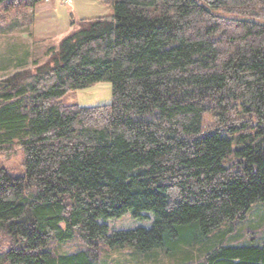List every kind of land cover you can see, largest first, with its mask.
Masks as SVG:
<instances>
[{
	"label": "trees",
	"instance_id": "16d2710c",
	"mask_svg": "<svg viewBox=\"0 0 264 264\" xmlns=\"http://www.w3.org/2000/svg\"><path fill=\"white\" fill-rule=\"evenodd\" d=\"M97 1L114 15L71 16L0 85V143L26 170L0 166V264H264V224L237 227L264 204V0ZM44 3L0 7L31 27ZM100 82L110 104L62 102ZM129 212L154 225L101 222Z\"/></svg>",
	"mask_w": 264,
	"mask_h": 264
},
{
	"label": "rangeland",
	"instance_id": "374dc122",
	"mask_svg": "<svg viewBox=\"0 0 264 264\" xmlns=\"http://www.w3.org/2000/svg\"><path fill=\"white\" fill-rule=\"evenodd\" d=\"M44 5L47 7L46 9L48 11H54L57 7L56 1L50 0L49 2L44 3L43 6L41 5L39 10L44 7ZM36 10L38 9H35L34 13H36ZM56 13L60 18L74 16L75 19L81 20L99 16H113L115 11L113 7L105 5L97 0H76L73 4H63L62 6H59ZM16 15L17 13H15V15L7 14L0 7V25L3 27V31L0 33V85H2L4 80L16 71L32 68L35 60L43 61L48 47L51 44L58 42L59 39L70 30L64 31L60 28V30H57L58 33H56V35H59L60 33L64 34L62 36H60V34L58 37L50 40L48 34H55L54 31L57 28L55 21H51V27L48 33L42 34L41 32V34H38L37 36V41H35V38L31 33L34 23L29 27V17L31 13L29 17L27 15L20 17L18 19L20 24H17V26L13 25L12 28H9L13 22H16L13 21L14 18H16ZM60 26H62L61 22ZM41 35L43 36L39 37ZM44 38L48 40L45 43ZM112 98L111 83L100 82L89 88L70 92L62 99V102L66 106L96 107L110 104ZM205 121L208 123L211 121V118L206 115ZM23 162L24 154L22 146L18 140L7 141L2 144L0 143V166L6 168L15 177H23L26 173ZM154 221L155 215L153 213H146L144 219H136L133 214L129 212L120 218L102 220L101 222L107 223L111 230H131L139 227L151 228L154 225ZM250 224L254 226L264 224V204H258L257 207L253 209L249 221L244 224H238L237 227L241 230H247ZM256 232L257 234L254 236L255 238H263L262 235H264V230H258ZM249 237L250 234L246 235V238ZM256 242H260V240H256ZM61 250L67 253L72 251L68 245H64ZM112 258L128 260L129 254L124 250L120 253H114ZM154 258H158L160 261L168 263V258L163 251H157L153 259ZM144 264L153 263L152 261H146Z\"/></svg>",
	"mask_w": 264,
	"mask_h": 264
},
{
	"label": "crops",
	"instance_id": "0c3cea01",
	"mask_svg": "<svg viewBox=\"0 0 264 264\" xmlns=\"http://www.w3.org/2000/svg\"><path fill=\"white\" fill-rule=\"evenodd\" d=\"M56 1V9L54 11H48L44 5V7H42L40 10H39V7L43 4H39L36 9V13L35 14V18H34V24H33V27H32V34H33V37L35 38V41H37V36L38 34H42L44 33H48V31L50 30V27H51V21H55V25L57 26L56 30L54 31L55 34H48L49 35V38L50 40L58 37L60 34V36H62L63 34L60 33L59 35H56V33H58V29L60 30H64V31H67L70 29V20H71V17H68V16H65V17H62L60 18L58 16V14L56 13L57 9L59 6H62L64 3H63V0H55ZM63 3V4H62ZM62 19V20H61ZM60 20V21H59ZM60 22H61V25L60 26ZM53 25V24H52ZM63 31V32H64ZM43 35L39 36V37H42ZM44 43L46 41H48L46 38H44ZM41 41H42V38H41ZM42 43V42H41ZM43 43V44H44ZM46 53V52H45ZM45 57V55H44Z\"/></svg>",
	"mask_w": 264,
	"mask_h": 264
},
{
	"label": "built area",
	"instance_id": "2783aa9c",
	"mask_svg": "<svg viewBox=\"0 0 264 264\" xmlns=\"http://www.w3.org/2000/svg\"><path fill=\"white\" fill-rule=\"evenodd\" d=\"M50 0H45V3L49 2ZM75 0H65L66 3L71 4L73 3Z\"/></svg>",
	"mask_w": 264,
	"mask_h": 264
}]
</instances>
